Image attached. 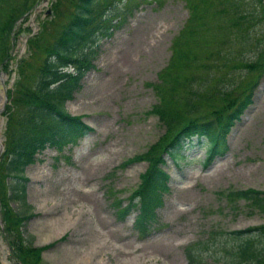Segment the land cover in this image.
<instances>
[{"label":"rangeland","instance_id":"rangeland-1","mask_svg":"<svg viewBox=\"0 0 264 264\" xmlns=\"http://www.w3.org/2000/svg\"><path fill=\"white\" fill-rule=\"evenodd\" d=\"M51 1L38 0L16 24L22 29L13 39L11 68L28 54L26 40L50 16ZM74 1L60 0L52 19L55 23L45 25L44 45L56 25L66 21ZM249 1L243 0L241 11ZM105 15L111 16L106 19L107 34L98 35L88 47L92 67L63 105L69 114L82 116L92 130L75 145L43 149L24 168L29 206L25 211L30 213L21 227L24 240L35 247L54 241L40 252L42 264H190L185 247L193 243H199L200 264H226L229 255L220 243L233 241L220 233L264 223V211L251 209L243 200L230 203L221 194L245 188L264 190V71L251 103L226 135L223 155L205 164L208 143L195 136L183 141L179 151L183 157L172 161L163 155L168 190L154 223L141 233L133 225L135 212L118 218L112 200L125 205L147 167L144 161L120 164L143 153L164 132L157 116L147 113L158 100L150 84L157 82L158 72L168 63L171 42L188 14L183 0H114ZM252 34L264 38V17L245 39ZM238 49L251 60L257 48L248 43ZM27 58L34 63L33 56ZM13 77V70L5 74L7 88ZM209 78L208 85L220 81L217 76ZM3 120L1 135L4 116ZM7 183L13 184L9 178ZM9 205L14 212L23 211L19 201ZM1 226L0 218L4 247L0 245V264H14Z\"/></svg>","mask_w":264,"mask_h":264},{"label":"trees","instance_id":"trees-1","mask_svg":"<svg viewBox=\"0 0 264 264\" xmlns=\"http://www.w3.org/2000/svg\"><path fill=\"white\" fill-rule=\"evenodd\" d=\"M37 1L0 0V71L8 75L14 71L12 85L6 90L8 103L2 112L5 128L0 153V218L14 264H42L40 252L53 245L54 241L35 247L24 240L21 227L30 213L25 211L29 206L25 202L23 171L45 147L74 145L92 130L81 116L70 115L63 105L79 87L83 73L92 67L88 47L98 35L107 34L110 26L106 19L111 16L105 14L114 0H75L66 21L56 25L49 35L51 40L44 45L45 25L55 23L52 19L60 5V0L51 1L50 16L41 20L37 32L26 40L28 54L11 68L10 61L15 58L11 55L13 39L22 29L16 24ZM183 2L188 14L186 23L171 42L169 61L158 72L157 82L150 84L158 100L147 113L157 116L164 132L143 153L120 164L122 167L144 161L147 167L139 174V182L125 205L112 200L118 218L131 210L135 212L133 225L141 233L154 223L156 209L161 207L168 190L163 155L172 161L183 157L181 145L192 136L205 138L208 143L205 164L223 155L226 135L251 103L264 71V38H254L252 34L245 39L247 31L263 21L262 0H250L243 11V0ZM248 43L257 48L251 60L242 57L238 49ZM34 51L38 57L34 58ZM28 56L36 62L30 63ZM209 75L220 81L208 85ZM8 178L13 184L7 183ZM221 194L230 203L243 200L251 209L264 211V190L245 188ZM10 201H19L23 211L14 212ZM220 234L233 241L220 243L229 255L226 264H264V223ZM198 244L185 247L190 264H200L202 260Z\"/></svg>","mask_w":264,"mask_h":264},{"label":"water","instance_id":"water-1","mask_svg":"<svg viewBox=\"0 0 264 264\" xmlns=\"http://www.w3.org/2000/svg\"><path fill=\"white\" fill-rule=\"evenodd\" d=\"M262 1L264 4V0ZM4 79H5V74L4 72L0 71V112L3 109L4 103L6 102V94H5L6 87L4 85ZM3 124H4L3 119L0 116V152L3 149V144H2L3 136L1 135V126Z\"/></svg>","mask_w":264,"mask_h":264}]
</instances>
